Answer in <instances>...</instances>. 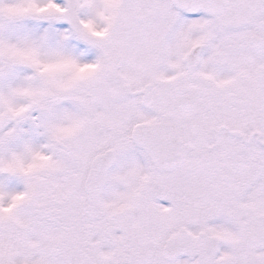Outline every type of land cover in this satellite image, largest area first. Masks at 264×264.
I'll use <instances>...</instances> for the list:
<instances>
[{"label":"snow or ice","instance_id":"snow-or-ice-1","mask_svg":"<svg viewBox=\"0 0 264 264\" xmlns=\"http://www.w3.org/2000/svg\"><path fill=\"white\" fill-rule=\"evenodd\" d=\"M0 264H264V0H0Z\"/></svg>","mask_w":264,"mask_h":264}]
</instances>
